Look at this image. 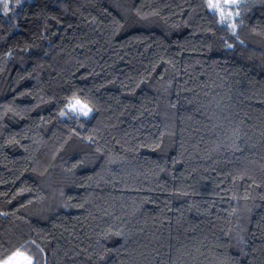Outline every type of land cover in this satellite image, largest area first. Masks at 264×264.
Masks as SVG:
<instances>
[{
    "label": "trees",
    "instance_id": "trees-1",
    "mask_svg": "<svg viewBox=\"0 0 264 264\" xmlns=\"http://www.w3.org/2000/svg\"><path fill=\"white\" fill-rule=\"evenodd\" d=\"M7 2L0 262L264 264V0Z\"/></svg>",
    "mask_w": 264,
    "mask_h": 264
},
{
    "label": "snow or ice",
    "instance_id": "snow-or-ice-1",
    "mask_svg": "<svg viewBox=\"0 0 264 264\" xmlns=\"http://www.w3.org/2000/svg\"><path fill=\"white\" fill-rule=\"evenodd\" d=\"M237 4V0H223V4H221V0H208V7L210 9L216 10L221 17V22H224L229 17L233 16L231 11H225V8L229 5ZM6 8H9V5H6ZM236 16H239V12L235 13ZM233 29L236 28V24L233 23L231 25ZM80 109V113L84 116H88L89 113L92 111L91 108L88 107L87 104L81 102V100L74 98V104L71 108L73 112H76L77 109ZM63 115V113H61ZM2 264H33L32 258L27 256L25 253L17 250L13 252L10 256L5 259Z\"/></svg>",
    "mask_w": 264,
    "mask_h": 264
},
{
    "label": "rangeland",
    "instance_id": "rangeland-1",
    "mask_svg": "<svg viewBox=\"0 0 264 264\" xmlns=\"http://www.w3.org/2000/svg\"><path fill=\"white\" fill-rule=\"evenodd\" d=\"M221 4H223V0H221ZM232 6H234V5H229V6H227L226 8H225V11L227 12V11H231L232 13H233V16L232 17H229V18H233L234 17V15H235V13H234V11H233V9H232ZM216 11V10H215ZM217 12V11H216ZM218 13V12H217ZM218 15H219V17H220V14L218 13ZM221 18V17H220ZM78 99V98H77ZM80 100V99H79ZM70 102H74V98H72L69 102H68V105H69V103ZM81 102H83V101H81ZM83 103H85V102H83ZM68 105H67V107H66V109H67V111L68 112H73L69 107H68ZM88 105V104H87ZM88 107L89 108H91L89 105H88ZM73 113H76V114H78V115H82L80 112H73ZM91 113V112H90ZM89 113V114H90ZM84 116V115H83Z\"/></svg>",
    "mask_w": 264,
    "mask_h": 264
},
{
    "label": "clouds",
    "instance_id": "clouds-1",
    "mask_svg": "<svg viewBox=\"0 0 264 264\" xmlns=\"http://www.w3.org/2000/svg\"><path fill=\"white\" fill-rule=\"evenodd\" d=\"M7 4H8L7 0H4V3H3V10H4V12H7L8 11V9L6 8V5ZM73 104H74V102H70L69 105H68V107L71 109L72 106H73ZM77 112H80V109L79 108L77 109Z\"/></svg>",
    "mask_w": 264,
    "mask_h": 264
},
{
    "label": "crops",
    "instance_id": "crops-1",
    "mask_svg": "<svg viewBox=\"0 0 264 264\" xmlns=\"http://www.w3.org/2000/svg\"><path fill=\"white\" fill-rule=\"evenodd\" d=\"M21 252H23V251H21ZM23 253H25V252H23ZM11 254H12V253H11ZM11 254H10V255H11ZM25 254H26V253H25ZM10 255H9V256H10ZM26 255H27V254H26ZM27 256H29V255H27ZM29 257H30V256H29ZM5 259H7V257H6ZM5 259H3V260L0 262V264H2V262H3Z\"/></svg>",
    "mask_w": 264,
    "mask_h": 264
}]
</instances>
